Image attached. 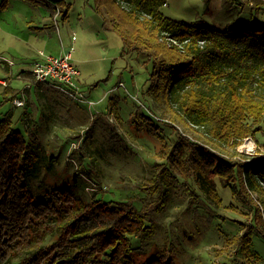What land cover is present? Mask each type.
I'll list each match as a JSON object with an SVG mask.
<instances>
[{"label": "trees", "instance_id": "16d2710c", "mask_svg": "<svg viewBox=\"0 0 264 264\" xmlns=\"http://www.w3.org/2000/svg\"><path fill=\"white\" fill-rule=\"evenodd\" d=\"M8 1L0 2L1 10ZM23 1L51 5L66 17L64 0ZM166 2L92 0V6L103 22V30L118 37L121 57L144 55L142 64L150 67L145 91L156 101L162 100L172 114L181 113V118L205 128L216 140L233 138L238 145V139L256 137L264 125V22L251 20L217 28L178 21L161 12ZM255 8L258 13L264 7ZM166 36L189 42L181 52H175L165 41L159 42ZM199 41L204 42L202 47ZM12 118V112L0 118V264H138L131 255L130 238L151 234L147 222L161 201L145 203L141 210L125 201L97 199L79 204L71 190L61 188L36 200L26 172L37 155L31 150L33 143L13 127ZM130 127L147 134L155 144L159 160L154 166L159 170L152 184L159 187L162 180L171 178L174 168L219 205L214 183L217 178L254 210L255 221H259V207L250 194L253 191L262 198L264 212V157L251 163L221 158L209 147L195 143H168L161 126L142 114L133 116ZM139 189L146 193L153 190L149 186ZM250 230L228 239L227 244L236 243V251L248 256ZM260 233L264 235V226ZM139 264L174 262L172 253L165 255L163 250ZM225 264L243 263L234 255Z\"/></svg>", "mask_w": 264, "mask_h": 264}, {"label": "rangeland", "instance_id": "374dc122", "mask_svg": "<svg viewBox=\"0 0 264 264\" xmlns=\"http://www.w3.org/2000/svg\"><path fill=\"white\" fill-rule=\"evenodd\" d=\"M27 3L9 0L6 8L0 9V54L14 63L11 75L0 68V79L10 80V87L17 90L15 93L19 91L18 95L27 83L35 84L31 73L26 74V78L22 77L23 72L19 73L27 66L14 54L15 42L7 32H16L18 18L23 20L22 16H26L20 5L36 8ZM256 5L264 7V0H167L161 12L178 21L222 28L226 24H248L251 20L264 22V8L257 13ZM37 7L44 10L42 6ZM56 10L59 13L58 8ZM105 35L110 37V48L102 63L97 61L101 55L94 50L88 54L89 60L80 65L84 67L79 78L80 89L86 93L82 91L83 102L66 96L56 87L46 84L39 87L42 83L26 89L25 103L20 108L12 105L10 96L0 93V118L12 112L13 127L27 142L33 143L31 150L37 155L36 162L26 172L35 199L61 188L71 190L79 204L97 199L125 201L141 210L145 203L155 205L160 200L159 208L147 222V226L151 225V234L141 239L130 238L131 255L138 264L163 250L165 255L172 253L174 264H225L232 261L234 255L243 264H264V235L260 233L264 226L262 198L253 191L250 194L259 207L257 222L254 210L217 178L214 183L219 205L208 200L189 178H183L174 168L170 170L171 178L162 180L157 187V183L152 184L159 170L154 166L159 160L155 144L147 134L130 127V121L135 114L151 117L155 125L161 126L162 136L168 143L177 140L195 143L209 147V151L221 158L251 163L264 157V125L256 137L238 139V145L233 138L216 140L205 128L181 118V113L172 114L162 100L156 101L152 94L146 93L150 67L142 64L144 55L121 57L117 36L113 32ZM72 37L76 38L74 33L73 41ZM71 47L63 41L61 52L54 56L66 53ZM40 51L49 54L43 50L37 53ZM73 51L76 56L74 48ZM111 58H116L114 63L109 61ZM28 68L30 71V66ZM87 87L91 89L89 94ZM202 90L207 91V88L202 87ZM142 91L145 92L142 94ZM24 112H28L27 120L22 121ZM246 139L253 142L248 153L240 150ZM141 186L153 190L146 193L139 189ZM248 228H251L250 254L246 256L236 251V243L227 244V241L242 235Z\"/></svg>", "mask_w": 264, "mask_h": 264}, {"label": "crops", "instance_id": "0c3cea01", "mask_svg": "<svg viewBox=\"0 0 264 264\" xmlns=\"http://www.w3.org/2000/svg\"><path fill=\"white\" fill-rule=\"evenodd\" d=\"M65 1L67 3L65 18L62 17V13L60 14L57 12L56 8L51 5L42 4L41 2H39L38 5L32 4V6H36V8L32 7V9H29V7H26L25 5H20L26 12V16H22L23 20L18 18L19 25L17 23L18 28L16 32L7 33L15 42V46L13 48L14 54L20 57L19 59H23V61H25L24 66H27L21 68L19 71V73L23 72L21 73L24 75L22 77H25L26 74L30 75L28 74L29 62L34 58V56H36L37 51L43 50L50 55H58L61 52V44L63 41L66 43L67 47L73 46L76 56H74L73 51L71 60L76 67H80V72L84 69V67L82 69L80 65H83L86 60H89V53L95 50L98 56L101 55V58L97 60L100 63H102L104 57L107 55L110 48V37L106 36L105 33L111 32L103 30V22L99 15L94 12L90 0ZM37 6H42V9L44 10H38L40 8ZM59 23L60 27L58 26ZM73 33L76 38L72 41L71 36ZM0 57L3 56L0 54ZM111 60L114 63L116 58H111L109 61ZM0 68L4 70L7 75L12 74V69H10L11 67L6 64H0ZM84 75H86L85 71H83V76ZM80 76H82V73ZM79 78L78 84L81 86ZM26 80H23L24 83H27ZM2 81H4L7 86L1 84ZM39 84H35V86ZM27 85H31V83H27ZM43 85L44 84L39 87H44ZM35 86H31V88H34ZM7 88L14 92L17 91L10 87V80H7L6 78L0 79V93L2 94L3 92V95H5V92L8 91ZM88 90L89 92L87 91V93L89 94L91 89ZM18 92H16L15 95L14 93L9 92L10 94H7V96L12 97L14 95V98L18 95ZM25 92H27V90ZM27 115L28 112H24L23 115H21V119L23 118L22 121L27 120Z\"/></svg>", "mask_w": 264, "mask_h": 264}, {"label": "built area", "instance_id": "2783aa9c", "mask_svg": "<svg viewBox=\"0 0 264 264\" xmlns=\"http://www.w3.org/2000/svg\"><path fill=\"white\" fill-rule=\"evenodd\" d=\"M72 39L74 40L75 37H72ZM159 41H165L168 46L170 45L173 48L180 50L184 47V44L189 42V40L179 42L176 39L167 36L159 38ZM203 44V41L198 42L199 47H202ZM72 52V47L60 56L47 55L42 51L38 52L31 63H29L32 83H42L51 87H56L66 96L76 101L83 102L85 100L84 93L78 84L80 70L72 63ZM0 61L6 63L9 67L14 65L13 61L4 57H0ZM1 84L6 85L4 81H2ZM30 86L31 85H26V87L20 92V95L12 99L11 102L13 106L19 108L24 106L25 91L30 88ZM240 150L248 153L247 151L249 149L241 147Z\"/></svg>", "mask_w": 264, "mask_h": 264}, {"label": "bare ground", "instance_id": "6f19581e", "mask_svg": "<svg viewBox=\"0 0 264 264\" xmlns=\"http://www.w3.org/2000/svg\"><path fill=\"white\" fill-rule=\"evenodd\" d=\"M252 145H253V142L251 140L247 139V141H246L245 145H243V147L246 149H250L252 147Z\"/></svg>", "mask_w": 264, "mask_h": 264}]
</instances>
